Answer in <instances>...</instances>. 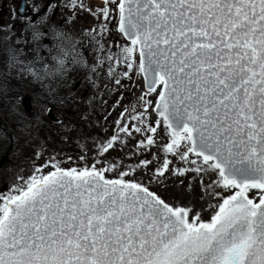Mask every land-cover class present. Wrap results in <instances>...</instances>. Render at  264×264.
Segmentation results:
<instances>
[{
    "label": "snow or ice",
    "instance_id": "6c2138e0",
    "mask_svg": "<svg viewBox=\"0 0 264 264\" xmlns=\"http://www.w3.org/2000/svg\"><path fill=\"white\" fill-rule=\"evenodd\" d=\"M103 3L104 19L117 13L118 30L130 45L112 52L103 44L106 25L100 39L91 29L85 35L96 45L97 64L89 65L81 41L30 24L37 52L47 47L39 43L43 38L53 41L48 50L57 53L55 66L45 65L41 76L11 45L9 64L22 65L20 72L37 79L63 77L70 67L95 72L104 62L110 75L121 62L128 70L135 67L148 93L157 96L154 104L147 94L139 99L159 119L145 128V112L133 108L132 125L123 121L126 106L115 121L119 132L126 137L144 132L139 146L147 148L163 125L170 139L166 151L185 166L170 169L172 161L165 159L149 184L166 189L171 176L191 174L189 187H202L203 204L197 209L191 202H169L131 179L136 169L130 166L64 169L51 157L0 193V264H264V0ZM70 6L84 7L82 0H70ZM121 75L131 79L129 71L116 74L117 86ZM118 140L127 143L114 134L97 154L114 149ZM150 163L141 161L144 168ZM110 170L116 178L106 177Z\"/></svg>",
    "mask_w": 264,
    "mask_h": 264
},
{
    "label": "rangeland",
    "instance_id": "374dc122",
    "mask_svg": "<svg viewBox=\"0 0 264 264\" xmlns=\"http://www.w3.org/2000/svg\"><path fill=\"white\" fill-rule=\"evenodd\" d=\"M36 1L38 6V12L36 15L39 14L42 17H47V22L50 23L52 28H56L65 33L66 40H79L81 41L80 44L85 45L87 42L83 39V35L91 29H96V25H98L99 20H101L102 22H100L103 23V25H106L108 29L103 36V44L106 49L110 48L112 52H119L120 49L117 45H130V43L123 39L118 30V14L116 13V21L114 24L112 23V25L109 22L111 15L108 20L103 18V14L99 10L105 8V4H97L92 0H82L84 7L81 8L78 6L73 9L70 6V0H58L62 2V5L54 6L52 8L50 4V1L52 0ZM108 7L112 8L114 5H109ZM8 26L9 24L4 27V30L2 31L3 35L5 32L10 30ZM51 26L49 27L48 25L49 28H51ZM46 28L47 27H44V29ZM16 31V36H13L12 38L9 37L5 42H2V49L5 46L9 48V45H13L18 54L21 52L23 53L22 55H19V59L25 63L32 62L31 66L38 72L39 69L33 66L34 62H39L41 60L38 59L42 58L38 57L35 51L38 44L32 42L31 32ZM45 40L46 38H43L39 43L43 44ZM24 41L28 42L25 43ZM88 46L89 57H91L93 64H97V55L94 52L96 45L94 43H90ZM106 54L107 52L104 53V55ZM108 66L109 63L104 62L100 65L98 73L106 74L109 69ZM123 66H125V64L121 62L117 69L120 70ZM20 67H22V65H16L13 70L20 81H24L26 84L37 80V78L29 72H20ZM113 76L114 74H106L101 77L99 81L103 85L110 87L113 85ZM130 76L131 79L128 77L124 78L125 84L130 83V89L128 90L129 111L124 120L130 121V124L132 125L137 123L135 120H131L129 115V113L132 115L136 114L133 112V108H135L136 112H145L143 127L146 128L149 123L155 125V122L159 119V117L154 114V108H146L144 101L139 98L147 94L145 98L147 100H151L154 104L157 100L156 94L148 93L145 90L143 78L137 73L135 67L130 70ZM33 102L34 104L32 105L36 106V109L40 108L44 110L43 115H41V113L39 116L34 117L33 115L32 117L31 115L29 117L28 124L25 127V132L21 127L18 129L20 131V135H18V138L15 140L13 146H11L8 141H3L0 137V149L9 150L10 148L13 150L10 155H4V152L0 151V193H7L10 187L17 182L18 176H30L34 167H39L40 165L48 162L51 157H54V161L58 160L70 164L81 162V164L87 163L89 165L90 163H97L99 168L101 166L109 167L110 163L114 162L117 164L118 169L122 168L124 171H128L130 166L136 169L135 174L130 177L131 179L142 181L152 190L158 191L169 202H179L183 204L191 202L197 209L201 208L203 202L199 200V197L202 193V187L198 183H194L192 187H189L188 182L192 180L191 174H189L186 178L171 176V178L166 181L168 185L166 189L163 185L157 184L155 181L149 184L148 177L152 176L156 169L162 166L165 159L172 161L169 165L170 169L185 166L184 162L180 161L178 156H173L166 151L165 145L170 142V139L164 133L163 125L157 128V132L154 136L155 143L147 148L139 146V141L145 137L144 132L136 133L133 131L130 137H126L124 133L119 132L117 124H112L110 121L105 124V128L108 132L106 135L104 134V137H94L84 139L83 141L77 140L75 142L82 144L76 143L74 146H69L61 142V139L59 138V132H63V127L55 126L56 129H52L54 135H50L49 130L51 128L48 127V123L55 125L57 122L54 123L48 118V113L45 112L46 106H40L38 102ZM18 106L21 112H25L20 99L18 100ZM34 110L33 114L35 112ZM53 115L55 118H58L54 112ZM32 123L33 126H37L35 134L31 131ZM44 126L46 129H43ZM114 134L126 139L127 143L124 144L122 141L118 140L114 149H110L109 152L98 155L97 153L100 143L106 142ZM147 135L153 134L149 132ZM81 156H83L84 159H81ZM144 160L151 161L146 168L141 165V161ZM97 161H100V163ZM63 168L68 169L65 167ZM105 175L108 178H116V173L111 170L105 173ZM165 175L169 176L170 173H166ZM180 179H184V184H180ZM255 194V190L249 193L250 197ZM204 206L206 207V205ZM208 214V212L203 214L205 219L208 217Z\"/></svg>",
    "mask_w": 264,
    "mask_h": 264
},
{
    "label": "trees",
    "instance_id": "16d2710c",
    "mask_svg": "<svg viewBox=\"0 0 264 264\" xmlns=\"http://www.w3.org/2000/svg\"><path fill=\"white\" fill-rule=\"evenodd\" d=\"M51 8L54 6H61V1H50ZM110 24H114L116 21V13L110 14ZM104 18V17H103ZM99 20L96 25L97 39L100 37V28L103 23ZM49 27L50 23L47 22ZM47 27V29L49 28ZM52 28V26H51ZM32 36V34H31ZM43 45L39 52L36 51L38 57L43 59L39 62H34L33 66L39 69L38 73L43 76L42 69L47 64L49 68L55 66V61L52 59L57 53L55 50L49 52V48L52 47L53 41L49 37H45ZM83 39L87 42L85 45L80 44L79 47L83 55L88 60L89 65H93L91 57H89V37L83 35ZM104 40V37H103ZM92 44V43H91ZM121 45V44H120ZM83 46V47H82ZM37 48V47H36ZM41 54V56H40ZM10 52L9 48H6L5 52L0 57V137L3 141H8L11 146L14 145L15 140L20 135L18 130L20 127L25 132V127L28 124V119L32 115L34 117L43 115L44 110L35 108L33 101L38 102L40 106H46V108L52 109L62 123L53 125L48 123L50 135H54L55 126L63 127V132H59L61 142L67 145H76L77 142L90 138H102L104 134L108 132L105 128V124L110 121L112 124L117 119H121V113L124 112L125 107H128L129 111V97L128 90L130 89V83L125 84V76L121 75V85L108 86L107 88L99 80L101 77L109 74V70L106 74H99L97 66L95 72H91L88 69L81 67H70L68 73L63 77L61 76H48L42 79H37L35 82L20 81L16 74L13 72L15 66H10ZM109 67V66H108ZM126 66H123L120 70L114 66V76L116 74H122L126 70ZM92 81H95L93 85ZM22 102L25 112H21L18 106L19 98ZM63 103H60V101ZM119 101V103H117ZM106 102V103H105ZM35 109V110H34ZM33 110L35 111L33 114ZM127 114V113H126ZM126 114L123 120L126 117ZM125 121V120H124ZM123 122V121H122ZM43 129H46L45 126ZM117 129H119L117 125ZM37 126L31 127V131L36 132ZM32 134V133H31ZM82 144V143H77ZM4 155L12 154L13 150H2ZM59 162L60 167L65 168H83L85 166H92L95 164L99 168L97 163L70 164L62 161ZM48 169H45L47 171Z\"/></svg>",
    "mask_w": 264,
    "mask_h": 264
},
{
    "label": "flooded vegetation",
    "instance_id": "af4514ba",
    "mask_svg": "<svg viewBox=\"0 0 264 264\" xmlns=\"http://www.w3.org/2000/svg\"><path fill=\"white\" fill-rule=\"evenodd\" d=\"M27 8L25 10L24 16L18 14L19 5L14 0H0V57L2 53L5 52L7 46L2 49V42L6 41V38H12L16 36L18 31H28L31 32L33 29L29 26L30 24H36L41 30L44 27H48L47 23H40V16L37 14V1L36 0H26ZM9 24V31L2 34L4 27ZM15 38V37H14ZM2 44V45H1ZM12 48L13 45H11ZM15 49V48H14Z\"/></svg>",
    "mask_w": 264,
    "mask_h": 264
},
{
    "label": "water",
    "instance_id": "95a60500",
    "mask_svg": "<svg viewBox=\"0 0 264 264\" xmlns=\"http://www.w3.org/2000/svg\"><path fill=\"white\" fill-rule=\"evenodd\" d=\"M18 5H19V9H18V14L20 15V16H24V13H25V10H26V8H27V2H26V0H14ZM94 3H97V4H104L103 3V0H92ZM21 9H23L22 11H21ZM121 34V33H120ZM121 36H122V34H121ZM123 37V36H122ZM123 39L126 41V42H128V43H130V41H128L126 38H124L123 37ZM143 78V77H142ZM143 82H144V88H145V90L148 92V90H147V85H146V81L143 79ZM154 114L156 115V116H158L157 115V113L154 111ZM48 118L50 119V120H52L54 123H56L57 122V118H55L54 117V115H53V111L51 112V113H48Z\"/></svg>",
    "mask_w": 264,
    "mask_h": 264
}]
</instances>
